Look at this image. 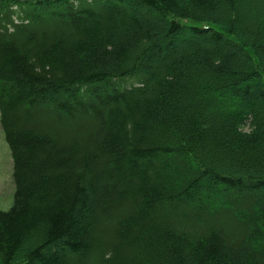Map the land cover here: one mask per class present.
Returning a JSON list of instances; mask_svg holds the SVG:
<instances>
[{
	"label": "trees",
	"instance_id": "16d2710c",
	"mask_svg": "<svg viewBox=\"0 0 264 264\" xmlns=\"http://www.w3.org/2000/svg\"><path fill=\"white\" fill-rule=\"evenodd\" d=\"M0 126V264H264V0H0Z\"/></svg>",
	"mask_w": 264,
	"mask_h": 264
},
{
	"label": "rangeland",
	"instance_id": "374dc122",
	"mask_svg": "<svg viewBox=\"0 0 264 264\" xmlns=\"http://www.w3.org/2000/svg\"><path fill=\"white\" fill-rule=\"evenodd\" d=\"M12 159L0 126V209L8 210L13 202Z\"/></svg>",
	"mask_w": 264,
	"mask_h": 264
}]
</instances>
